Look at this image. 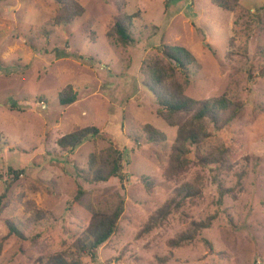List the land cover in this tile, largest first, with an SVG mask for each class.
Returning a JSON list of instances; mask_svg holds the SVG:
<instances>
[{"label": "rangeland", "instance_id": "rangeland-1", "mask_svg": "<svg viewBox=\"0 0 264 264\" xmlns=\"http://www.w3.org/2000/svg\"><path fill=\"white\" fill-rule=\"evenodd\" d=\"M79 2L81 17L56 24V0H0V196L11 185L0 241L10 223L25 236L3 241L0 264L73 252L92 219L74 201L79 186L83 202L103 210L118 195L126 201L116 233L87 264H264V0H239L233 12L212 0ZM119 14L132 17L127 47L108 35ZM164 46L186 47L197 60L188 75L176 74L189 97L227 93L244 104L200 147L176 148L178 128L157 115L144 85V61L162 57ZM68 86L78 100L62 106ZM148 124L167 140L150 142ZM89 126L104 135L75 151L57 145ZM112 144L124 180L86 183L89 156ZM221 152L224 161L212 162ZM220 188L231 192L220 199ZM212 216L189 241L193 223Z\"/></svg>", "mask_w": 264, "mask_h": 264}, {"label": "trees", "instance_id": "trees-1", "mask_svg": "<svg viewBox=\"0 0 264 264\" xmlns=\"http://www.w3.org/2000/svg\"><path fill=\"white\" fill-rule=\"evenodd\" d=\"M58 13L54 18L56 24L71 22L85 13L84 6L79 0H56ZM213 4L223 10L233 12L239 5V0H212ZM130 17H122L119 14L109 32L110 37L127 47L133 43L128 21ZM162 57H152L143 63L145 87L152 93L157 103V115L162 118L170 127L178 128L176 148L186 144L200 147L206 140L213 137L212 130L223 131L230 127L242 114L243 102L232 99L227 93L212 97L206 100H196L189 97L185 87L180 83L176 74L179 70L186 75L189 74L191 65L197 63L194 55L182 46H164L161 51ZM78 100V94L72 86L66 87L59 94V101L62 106H71ZM146 138L150 142H165L167 136L148 124L144 127ZM104 135V132L97 126L85 128L77 127L70 133L64 135L57 141V145L64 151H75L89 140H97ZM214 161H224V153L221 152ZM20 172L15 173L16 178ZM124 180L122 153L113 144L104 150L96 149L88 160V169L83 179L90 185L107 183L112 179ZM148 178H141V181L151 188ZM11 185L0 196V213L6 207L4 201L10 191ZM231 190L220 188V199ZM86 191L79 186L77 195L74 198L76 203L84 205L91 213L92 219L88 228L82 233L74 245L73 252H62L50 257L46 264H87L85 258L96 257L97 250L106 243L115 233L119 222L125 212L126 201L122 195H118V201L107 210L100 209L92 203L83 202ZM163 212V211H161ZM163 216V215H162ZM41 217H46L41 215ZM216 216H212L204 222L193 223V235L189 241L200 237L204 229H209ZM16 236L25 240L24 234L14 224L8 226V234L0 241V251L3 241L9 237ZM210 245V244H208ZM40 264H44L41 262ZM94 264V263H93Z\"/></svg>", "mask_w": 264, "mask_h": 264}, {"label": "built area", "instance_id": "built-area-1", "mask_svg": "<svg viewBox=\"0 0 264 264\" xmlns=\"http://www.w3.org/2000/svg\"><path fill=\"white\" fill-rule=\"evenodd\" d=\"M44 108H45V106H44Z\"/></svg>", "mask_w": 264, "mask_h": 264}]
</instances>
